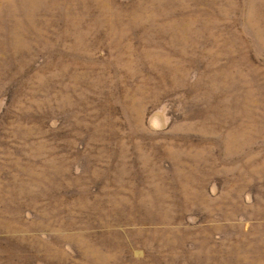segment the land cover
<instances>
[{"label":"rangeland","instance_id":"374dc122","mask_svg":"<svg viewBox=\"0 0 264 264\" xmlns=\"http://www.w3.org/2000/svg\"><path fill=\"white\" fill-rule=\"evenodd\" d=\"M0 264H264V0H0Z\"/></svg>","mask_w":264,"mask_h":264}]
</instances>
